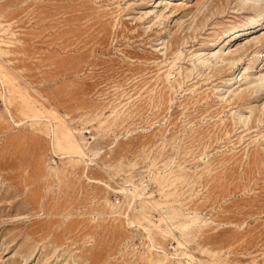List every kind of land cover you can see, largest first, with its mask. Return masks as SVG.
<instances>
[{"label": "rangeland", "instance_id": "rangeland-1", "mask_svg": "<svg viewBox=\"0 0 264 264\" xmlns=\"http://www.w3.org/2000/svg\"><path fill=\"white\" fill-rule=\"evenodd\" d=\"M0 264H264V0H0Z\"/></svg>", "mask_w": 264, "mask_h": 264}]
</instances>
